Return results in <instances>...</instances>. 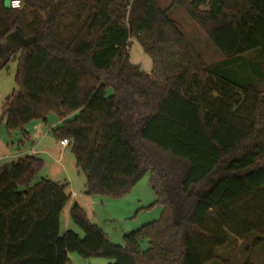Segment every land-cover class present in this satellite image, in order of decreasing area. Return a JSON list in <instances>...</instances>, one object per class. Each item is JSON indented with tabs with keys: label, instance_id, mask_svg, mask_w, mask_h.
<instances>
[{
	"label": "trees",
	"instance_id": "obj_1",
	"mask_svg": "<svg viewBox=\"0 0 264 264\" xmlns=\"http://www.w3.org/2000/svg\"><path fill=\"white\" fill-rule=\"evenodd\" d=\"M174 6L224 66H242L239 78L205 61L170 17ZM131 38L151 73L131 60ZM17 53V88L1 106L7 129L28 134L27 123L55 112L52 131L72 139L87 194L119 197L150 173L162 212L118 245L75 202L84 235H61L68 183L35 181L44 160L26 155L0 167V264H68L73 251L109 264H206L232 236L264 241V0H22L18 9L0 0L1 65Z\"/></svg>",
	"mask_w": 264,
	"mask_h": 264
},
{
	"label": "rangeland",
	"instance_id": "obj_2",
	"mask_svg": "<svg viewBox=\"0 0 264 264\" xmlns=\"http://www.w3.org/2000/svg\"><path fill=\"white\" fill-rule=\"evenodd\" d=\"M162 7H168L171 0H158ZM169 15L174 19L179 28L192 41L196 49L202 54L205 61L216 70L224 72L232 78H239V65L224 66L222 63L225 56L217 49L205 32L181 7L174 6L169 9ZM131 60L142 69L153 68L152 57L145 52L135 38L130 41ZM254 55V54H253ZM18 53L9 61L1 65L0 68V115L1 106L4 98L17 88L16 70L18 65ZM250 59L251 55H247ZM2 61V60H1ZM146 64V65H145ZM248 80L251 81V61L247 66ZM254 75V73H253ZM264 89V84L262 85ZM108 93L112 90L107 89ZM264 102V92L261 94ZM59 117L55 112L48 114L47 120H35L43 125L40 135L33 134L32 123L25 125V130L30 132V136L21 129L8 130L5 121H0V167L5 163L17 160L15 152L28 149L32 146L38 148H49L60 146L55 137L52 127L53 122L58 121ZM56 126V125H55ZM31 130V131H30ZM43 137V138H42ZM45 137V139H44ZM42 143V144H40ZM61 147V146H60ZM40 154L44 160V165L35 181L41 177H48L55 181L67 182L68 192L73 193L69 202L65 206L60 220V234L67 230H73L80 236L84 235L83 230L72 220L69 210L77 202L80 204L88 218L99 225L109 240L114 244L124 245V234L129 233L142 225L155 221L161 216L162 206L154 204L156 200L155 190L152 188L151 175H144L127 193L119 197L96 194L89 195L86 191V175L77 167L75 155L70 146H67L58 161L59 155ZM48 154V155H47ZM4 155V156H2ZM256 233H251L244 238L232 236L230 242L217 249V258L206 264H243L247 260L256 263L264 262V241L252 247ZM148 240L142 242V247H148ZM114 260L105 256L83 257L78 252L69 253L68 264H109Z\"/></svg>",
	"mask_w": 264,
	"mask_h": 264
},
{
	"label": "crops",
	"instance_id": "obj_3",
	"mask_svg": "<svg viewBox=\"0 0 264 264\" xmlns=\"http://www.w3.org/2000/svg\"><path fill=\"white\" fill-rule=\"evenodd\" d=\"M146 65V64H145ZM153 69V68H152ZM152 69H149L148 67H147V69H143L144 71H146V72H148V73H151L152 72ZM33 122V123H32ZM31 123H32V132H33V134H37V135H40V132H42V128H43V125H41V122H38V121H32ZM2 123V122H1ZM53 123H55V124H53L54 126L53 127H55V125H58L59 123H61L60 122V119H58V121H56V122H53ZM52 127V128H53ZM27 131V130H26ZM31 131V130H30ZM27 133H28V136H30V132L29 131H27ZM43 138V137H42ZM44 139H45V137H44ZM40 144H42V143H40ZM60 144V143H59ZM61 146V145H60ZM58 146V147H53V148H49V150H46V149H44V148H38L37 146H32V147H30V148H28V149H24V150H20L19 152H15L14 154H12V155H15V157H17V160L19 159V158H22V157H24V156H26V155H40V154H46V153H48V152H46V151H49V155L51 154V155H62L64 152V150H65V148L66 147H63V146ZM48 155V154H47ZM2 156H4V155H2ZM57 160L58 161H61V156L59 157V158H57ZM5 164H7V163H5ZM53 179H57L56 177L54 178L53 177ZM60 182V181H59ZM71 194V196L73 195V193H70Z\"/></svg>",
	"mask_w": 264,
	"mask_h": 264
},
{
	"label": "clouds",
	"instance_id": "obj_4",
	"mask_svg": "<svg viewBox=\"0 0 264 264\" xmlns=\"http://www.w3.org/2000/svg\"><path fill=\"white\" fill-rule=\"evenodd\" d=\"M9 3V0H5V4L7 5ZM11 7L14 9H18L22 7V0H10Z\"/></svg>",
	"mask_w": 264,
	"mask_h": 264
},
{
	"label": "built area",
	"instance_id": "obj_5",
	"mask_svg": "<svg viewBox=\"0 0 264 264\" xmlns=\"http://www.w3.org/2000/svg\"><path fill=\"white\" fill-rule=\"evenodd\" d=\"M9 5L11 6L10 0H9ZM60 145L63 147H67L72 143V139L70 138H63L59 141Z\"/></svg>",
	"mask_w": 264,
	"mask_h": 264
},
{
	"label": "water",
	"instance_id": "obj_6",
	"mask_svg": "<svg viewBox=\"0 0 264 264\" xmlns=\"http://www.w3.org/2000/svg\"><path fill=\"white\" fill-rule=\"evenodd\" d=\"M210 180L213 181V178H211ZM202 192H204V191H202Z\"/></svg>",
	"mask_w": 264,
	"mask_h": 264
}]
</instances>
